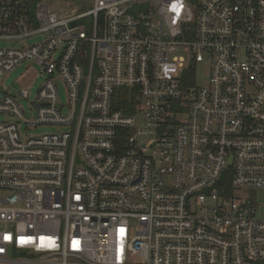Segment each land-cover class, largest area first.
<instances>
[{"label":"built area","instance_id":"2783aa9c","mask_svg":"<svg viewBox=\"0 0 264 264\" xmlns=\"http://www.w3.org/2000/svg\"><path fill=\"white\" fill-rule=\"evenodd\" d=\"M58 1L0 0V264H264V0Z\"/></svg>","mask_w":264,"mask_h":264},{"label":"rangeland","instance_id":"374dc122","mask_svg":"<svg viewBox=\"0 0 264 264\" xmlns=\"http://www.w3.org/2000/svg\"><path fill=\"white\" fill-rule=\"evenodd\" d=\"M92 0H60L58 2H51L50 6L58 10L60 13H66L70 11V8L78 6L80 11H85L91 6ZM37 38H31L28 40L27 43H34ZM7 43L5 41L0 40V46H4ZM42 70L39 65L36 63L29 61L23 63L16 68H14L9 73H1L0 74V89L12 93L17 94L20 89H27L29 92V100L33 101L36 97L37 89L41 86L44 81V76L41 74ZM206 67L201 65L198 67L196 71V82H200V84L205 83L206 81ZM57 86L59 91L60 100L65 103L66 94L65 88L63 83L58 79ZM2 93L0 92V98ZM21 106L25 111V114L30 117L31 109L27 100H21ZM9 118L5 115L0 113V121H6ZM56 128L53 126H39L32 130H28L26 132L32 135L52 132L55 131ZM22 135L25 134L24 129L21 130ZM246 193L249 195L248 197L253 200L254 202H264V192H257L255 190H248ZM9 257L12 258H31L34 255H28L25 253H20L14 251L13 253L9 254Z\"/></svg>","mask_w":264,"mask_h":264}]
</instances>
